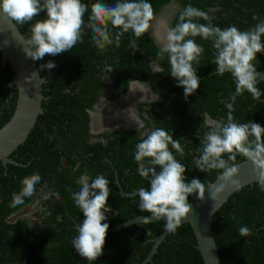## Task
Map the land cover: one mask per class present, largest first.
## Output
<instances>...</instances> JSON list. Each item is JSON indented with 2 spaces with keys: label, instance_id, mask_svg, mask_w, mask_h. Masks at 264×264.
Instances as JSON below:
<instances>
[{
  "label": "trees",
  "instance_id": "obj_1",
  "mask_svg": "<svg viewBox=\"0 0 264 264\" xmlns=\"http://www.w3.org/2000/svg\"><path fill=\"white\" fill-rule=\"evenodd\" d=\"M91 3L93 0H83ZM114 5L116 0H101ZM159 13L166 4L178 3L179 8L170 21L177 22L179 10L191 3L205 10L214 17L212 23L221 28L235 25L244 30L264 20V0H150ZM256 14L259 20H253ZM44 14L34 19H42ZM87 19V17H86ZM34 22V21H33ZM201 23L205 21L201 20ZM25 38L30 35V24H17ZM91 31L84 32V42L56 56H46L36 61L39 72L50 70L42 83L43 112L39 114L25 141L9 155L19 162L0 161V263L26 259L33 264H89L71 245L76 235V226L84 219L83 213L75 206L72 191H78L79 177L85 172L90 177L103 174L110 180L112 191L108 205L113 209L108 218L109 226L124 222L137 215H150L141 212L137 206L138 197L124 195L140 187H148V182L136 171L137 164L133 153L135 144L141 136L139 132L115 131L102 133L105 141L89 142V113L99 93L105 89L104 76L111 77V86L117 91H125L131 78L148 80L157 91L163 92V102L151 113V128L162 127L180 140L185 148V156L176 158L186 165V177L200 179L205 186L225 169L200 171L193 165L202 151L204 136L209 128L205 115L213 121L226 123L227 109L223 101L232 102L230 95L235 84L230 74L215 75L216 66L214 49L211 43L199 37L197 42L205 47L203 58L197 70L201 78L199 88L186 99L183 88L176 86V81L168 73L170 66L167 58H157L158 46L149 33L139 38L126 33L117 48L109 45L101 51L91 41ZM135 40L130 44V37ZM264 39V37H262ZM258 69L264 71V53H257ZM48 60L54 61L53 69L42 68ZM156 61L162 72L151 73L150 63ZM111 65L114 71L106 73L104 65ZM13 76L8 62L3 63L0 52V127L12 115L17 98L15 86L7 83ZM160 86H165L162 91ZM257 87L262 95L254 101L247 92L236 98L233 116L237 123L250 120L264 126V83ZM167 100L169 102H167ZM165 108H161L160 106ZM250 139H252L250 137ZM223 154L226 168L241 161L243 156ZM63 161V163H61ZM33 172L42 177L37 189L52 196L53 191L60 193V200L55 197L46 199V207L51 215H45L38 232L25 220L9 222L7 216L23 207L36 197L26 198L23 205L9 207L12 193L18 192L21 179ZM91 183V180L89 181ZM120 184V188L118 186ZM193 200L192 195L189 201ZM212 233L217 245L219 264H264V192L259 185H245L234 191L212 216ZM247 226L252 235L241 237L239 228ZM164 230L163 220H153L148 224L142 221L132 222L122 228L107 231L103 254L91 264H203L201 254L196 247V240L189 222H183L175 234L167 233L158 244L151 259L146 260L153 245L152 238ZM30 236V238H29ZM144 261V262H143Z\"/></svg>",
  "mask_w": 264,
  "mask_h": 264
},
{
  "label": "clouds",
  "instance_id": "obj_2",
  "mask_svg": "<svg viewBox=\"0 0 264 264\" xmlns=\"http://www.w3.org/2000/svg\"><path fill=\"white\" fill-rule=\"evenodd\" d=\"M0 12L16 24H30L29 37L22 38L23 50L34 61L72 52L75 46L84 42L86 29L92 33L93 45L103 51L109 45L118 48L123 35L129 32L135 38L144 36L151 29L155 34L154 26L160 20L150 0H116L114 5L101 0L91 3L83 0H0ZM41 13L44 18L34 19ZM166 14L165 31L160 38L156 36V55L160 60L167 58L170 66L168 73L175 79L176 86L183 88L185 99L196 92L201 80L197 70L205 47L197 42V37L210 42L214 49L212 63L216 66L215 75L230 74L235 84V90L230 95L232 102H222L227 109L226 123L213 121L209 116L208 127L213 130L206 132L202 151L193 160V165L203 172L225 169L221 173L222 180L239 188V180L233 179L238 168H226V161L222 157L225 153L229 154V159H233L234 154L248 155L254 169L258 170L255 183L264 192V126L252 120L237 123L233 116L237 97L247 92L257 101L262 95L257 85L264 81V74L256 69L259 63L257 53H264V20H259L253 14L252 19L259 22L247 29L241 30L235 25L221 28L212 23L214 17L207 11L191 3L179 10L175 25L168 23V11ZM157 18L159 20L153 24ZM201 20L205 23H201ZM42 66L53 69L56 64L48 60ZM104 71L112 73L114 69L105 64ZM157 71L162 72L163 69ZM177 155L181 159L185 156V148L180 140L174 139L164 128L155 126L140 137L133 153L138 175L148 182L147 188L140 187L134 194L139 198V210L150 214L139 221L148 224L153 220H163L164 230L172 234L176 233L192 211L189 196L195 193L198 199L203 200L206 191L200 179H187V167L176 158ZM41 182L42 177L38 172L23 177L19 191L12 193L9 207L16 208L23 205L26 198L34 197L38 191L37 185ZM77 183L80 185L79 190L72 191L71 196L84 219L76 226L71 245L91 264L103 254L109 229L107 220L111 216H107L110 211L107 201L112 189L110 180L103 174L93 178L85 172ZM224 188L225 183H221L215 191L220 192ZM52 197L61 199L56 190L45 199ZM39 203V200L34 201V206ZM216 208L213 207L212 215ZM39 210L51 215L46 207H40ZM239 235L250 236L252 229L241 226Z\"/></svg>",
  "mask_w": 264,
  "mask_h": 264
},
{
  "label": "water",
  "instance_id": "obj_3",
  "mask_svg": "<svg viewBox=\"0 0 264 264\" xmlns=\"http://www.w3.org/2000/svg\"><path fill=\"white\" fill-rule=\"evenodd\" d=\"M160 20L167 24L165 18H161ZM22 38L25 37L20 32L17 24L14 21H10L2 12H0V52L2 62H8L13 72V76L7 84L9 86H15L17 90L14 111L10 118L0 127V161L3 164L7 162L17 163L15 160L10 158L9 155L25 141L39 114L43 112L42 99L44 98V95L42 93L43 82L41 83V81L43 79L45 80L46 75L50 74V70H47L43 74L39 72L36 61L32 60L24 52ZM156 40H158V38H156ZM130 43L134 45L132 37L130 38ZM256 70L264 74L263 70L258 68ZM262 82L264 83V81ZM91 115L92 114H90V116ZM207 119L210 121V117L208 115ZM242 156L243 159L241 161L232 165L238 168V173L233 177V179L239 180L240 187L253 185L258 179V170L254 169L249 156ZM221 173L218 174L214 180L207 183L205 197L203 200L198 199L195 193L191 194L193 200L189 201V203L192 206V211L185 218L186 221L190 223L193 230L196 247L201 254L203 264L220 263L219 253L211 226L213 207L217 206V210L234 191L240 188L224 182L222 180ZM221 183H225V188L220 192H216V187ZM118 186L119 188L121 187L120 184H118ZM136 191H138V189L133 192H126L120 188V192L124 195H134ZM147 216L149 215L134 216L124 222L109 226L107 231L122 228ZM167 233L168 232L163 230L160 234L152 238L153 245L144 261L151 259V255L155 252L158 244L165 238ZM0 264L33 263L24 259L22 261L15 262H1Z\"/></svg>",
  "mask_w": 264,
  "mask_h": 264
},
{
  "label": "flooded vegetation",
  "instance_id": "obj_4",
  "mask_svg": "<svg viewBox=\"0 0 264 264\" xmlns=\"http://www.w3.org/2000/svg\"><path fill=\"white\" fill-rule=\"evenodd\" d=\"M169 4L166 12L168 11L169 13L168 23L170 24L179 5L175 2H170ZM157 21L158 18L153 24ZM149 35L157 44L156 35L152 29ZM150 67L151 73H155L158 69H161L156 61H151ZM104 82L106 84L105 89L99 93L91 109L88 110V132L91 134L89 142H104L106 139L102 136V133H112L115 131L139 132L138 136H142L151 129V126L148 125L149 122H153L151 113L153 112L152 110L158 107L159 103L163 102V92L157 91L148 80L131 78L128 81V87L125 91H117L114 89L111 86L110 76L105 75ZM160 88L162 91H166L165 86H160ZM167 102L169 101L167 100ZM160 107H163L162 104ZM90 114L92 115L90 116ZM204 120L206 124L210 123L207 119V114ZM36 195V197L28 201L23 207L10 213L7 216V220L9 222H15L18 219H23L31 227L35 228L36 231L40 232L42 225H47V222L44 221L45 215H42L38 211L44 204L45 197L47 196L41 189L37 191ZM36 200H39L40 203L34 206V201ZM27 208L28 210H26ZM111 212H114L113 209H110L109 213Z\"/></svg>",
  "mask_w": 264,
  "mask_h": 264
},
{
  "label": "bare ground",
  "instance_id": "obj_5",
  "mask_svg": "<svg viewBox=\"0 0 264 264\" xmlns=\"http://www.w3.org/2000/svg\"><path fill=\"white\" fill-rule=\"evenodd\" d=\"M167 24L162 21V20H159L156 24H155V35L160 38L164 31H165V28H166ZM159 27V28H158ZM158 28V29H157Z\"/></svg>",
  "mask_w": 264,
  "mask_h": 264
},
{
  "label": "rangeland",
  "instance_id": "obj_6",
  "mask_svg": "<svg viewBox=\"0 0 264 264\" xmlns=\"http://www.w3.org/2000/svg\"><path fill=\"white\" fill-rule=\"evenodd\" d=\"M165 10H166V7H164L163 10L160 11L159 16H158L159 19H161V18H163V17L167 19V14H166ZM159 19H158V20H159ZM154 28H155V27H154ZM158 28H159V27H158ZM26 210H28V208H27ZM111 213H112V212H111ZM111 213L108 212V213H107V216L109 217V216L111 215Z\"/></svg>",
  "mask_w": 264,
  "mask_h": 264
}]
</instances>
